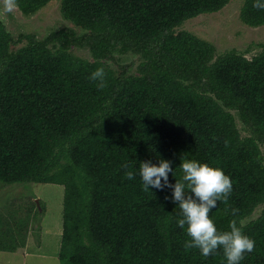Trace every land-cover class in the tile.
Returning a JSON list of instances; mask_svg holds the SVG:
<instances>
[{
  "label": "trees",
  "instance_id": "obj_1",
  "mask_svg": "<svg viewBox=\"0 0 264 264\" xmlns=\"http://www.w3.org/2000/svg\"><path fill=\"white\" fill-rule=\"evenodd\" d=\"M50 1L17 3L32 11ZM63 1L68 13L90 25L153 42L149 59L154 69H163L152 78L120 83L101 65L76 68L69 55L53 57L34 37L11 57V46L22 37L15 40L0 21V182L65 186L61 263L226 264L221 249L207 258L186 249L180 211L164 199L170 190L150 192L141 185L139 162L172 160L174 183L182 175L180 157L190 153L231 179L228 199L209 215L218 230H229L235 220L255 241L240 264H264V212L244 223L264 202V163L256 149L241 145L234 117L219 98L189 80L207 79L216 95L227 92L264 124V52L253 59L236 52L216 59L212 43L175 31L229 0ZM242 17L251 26L263 25L264 9L246 0ZM67 39L60 31L48 40ZM98 67L106 74L103 89L88 79ZM67 145H75L76 164L59 167ZM127 171L136 173L132 180Z\"/></svg>",
  "mask_w": 264,
  "mask_h": 264
},
{
  "label": "rangeland",
  "instance_id": "obj_2",
  "mask_svg": "<svg viewBox=\"0 0 264 264\" xmlns=\"http://www.w3.org/2000/svg\"><path fill=\"white\" fill-rule=\"evenodd\" d=\"M246 0H229L221 9L207 12L185 21L176 32H189L212 43L216 59L228 52H236L253 59L264 52V24H247L242 11ZM0 21L15 40L10 56H17L23 48L32 45L34 37L53 57L69 55L76 68L82 65H101L110 70L120 83L129 78L154 77L148 51L151 41H138L111 26H93L82 17L65 10L63 0H52L24 11L19 6L11 12L4 10L0 0ZM63 31L67 40L49 41L51 35ZM212 96L235 120L243 147H253L264 163V124L248 111L240 100L227 92L216 95L207 79L189 78ZM75 145H67L61 154L59 167L75 165ZM65 186L53 183L0 182V264H62L59 258L64 232ZM264 212V202L254 206L245 224L256 222ZM6 248V250L2 249Z\"/></svg>",
  "mask_w": 264,
  "mask_h": 264
},
{
  "label": "clouds",
  "instance_id": "obj_3",
  "mask_svg": "<svg viewBox=\"0 0 264 264\" xmlns=\"http://www.w3.org/2000/svg\"><path fill=\"white\" fill-rule=\"evenodd\" d=\"M18 7L17 0H4V10L11 12ZM253 7L264 9V0H253ZM105 70L98 67L93 70L88 79L95 82L98 89L106 86ZM190 153H184L180 157L177 168L182 175L172 183L169 173L174 176L172 160L157 157V162L145 160L139 162L138 174L142 188L170 190L171 195H165L164 199L176 205L180 211L178 226L185 230L189 239L184 242L186 249L196 248L202 257L216 253L221 249L226 264H240L245 253L251 252L255 241L244 234L235 220L229 222V230H218L209 213L216 208L219 200H227L232 192V182L223 169L213 167L208 163L192 159ZM127 168L128 165H122ZM132 180L136 173H125ZM151 192V191H150ZM236 210L233 209V215Z\"/></svg>",
  "mask_w": 264,
  "mask_h": 264
}]
</instances>
